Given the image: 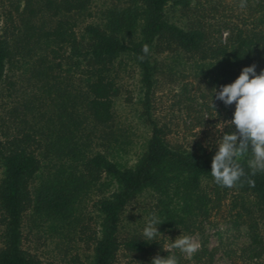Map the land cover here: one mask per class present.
<instances>
[{
  "label": "trees",
  "instance_id": "16d2710c",
  "mask_svg": "<svg viewBox=\"0 0 264 264\" xmlns=\"http://www.w3.org/2000/svg\"><path fill=\"white\" fill-rule=\"evenodd\" d=\"M114 1L98 21L87 22L81 29L77 18L91 15V0H25L26 12L17 18L0 6V84L21 57L28 69L35 70L37 81H45L48 90L58 88L60 96H66L53 103L60 121L58 129L51 131L53 139L37 126L0 135V264H43L23 246L27 212L35 226L46 225L51 234L85 242L92 251L90 264H113L121 249L141 264H151L157 255L166 258L159 236L155 241L145 240L142 234L127 239L119 236L126 207L144 192L154 197L150 213L164 221L158 231L172 230L182 236L196 232L230 194L228 215L236 227L246 225L250 238L248 245L232 253L246 264L261 261L264 173L251 176L241 161L254 187L247 181L231 189L218 186L210 173L216 151L202 146L195 151L172 147L167 139L170 128L159 124L150 109L159 72L156 54L185 53L218 90L234 82L244 67L255 64L257 74L264 70V0H247L244 21L225 26V39L214 38L197 12L198 18L187 26L169 19L170 1L190 8L191 0ZM145 44L150 54L141 62L137 57L143 55ZM127 62L139 70L150 126V136L131 165L115 159L107 131L100 137L103 150L90 147L87 132L112 121L119 73ZM60 70L77 72L82 87L73 92L65 86L61 93L55 82ZM235 131L233 125L228 133ZM92 194L96 195L94 229L88 222L92 217L86 220L84 212ZM172 255L178 264H213L214 260L213 250L205 246L191 258L178 249ZM71 261L74 264L75 258Z\"/></svg>",
  "mask_w": 264,
  "mask_h": 264
},
{
  "label": "rangeland",
  "instance_id": "374dc122",
  "mask_svg": "<svg viewBox=\"0 0 264 264\" xmlns=\"http://www.w3.org/2000/svg\"><path fill=\"white\" fill-rule=\"evenodd\" d=\"M25 4V0L0 1V6L4 10L12 11L16 18L25 11ZM113 4H115L114 0H91L89 7L91 15L77 18L79 29L87 22L98 21L101 12ZM239 4L240 0H191L190 8H182L170 1L167 14L171 21L187 26L192 19L198 18V13L214 38L225 39L228 36L225 26L241 25L244 21L245 8L241 9ZM154 57L158 63L159 72L151 96L150 113L159 124H165L170 128V134L167 137L170 145L192 151L200 146L207 151H217L216 145L218 139L222 138L223 130L224 133H228L233 126L230 127L225 121L233 118L235 104L226 106L222 101L215 99L213 88L219 90L211 79L199 72L195 61L189 59L185 53L166 52L156 54ZM18 58L20 61L18 66L7 70L0 84V135L6 137L37 126L48 134V139H53L55 134L51 136V131H56L60 122L57 117L58 109L53 103L66 99V96H60L57 92L58 88L48 90V84H45V81H37L33 77L35 70L28 69L21 57ZM56 77L55 82L61 93L65 91V86L69 87L68 91L73 92L82 87L77 72L72 74L60 70ZM118 87L112 121L106 127L103 124H97L87 132L90 135V147L103 150L104 148L99 146L100 137L102 132L107 131L109 145H111L110 151L114 153L115 159L119 163L131 165L136 161L145 141L150 136L139 70L131 62H127L121 69ZM212 99L215 109L212 106ZM49 117L51 122L47 121ZM87 132L83 133L87 134ZM43 138L46 139V137ZM1 176L2 167L0 166ZM153 198L151 193L144 192L128 204L119 230L121 239H127L131 234L143 233L152 216L150 211L153 207ZM231 198L228 194L220 208L212 210L200 228L190 235L199 242L200 248L205 246L213 250V264H246L238 257V254L232 253L237 247L248 245L250 238L246 225L240 224L236 227L228 215ZM95 199L96 195L92 194L84 205L86 220L92 217L88 221L91 229H94L96 224V214L92 211V202ZM1 232L0 225V235ZM23 233L24 248L37 255L43 264H72V258H75L74 264H90L92 251L85 242L77 237L69 240L57 234H51L46 225L35 226L29 212L24 215ZM161 233L158 236L164 240V250L167 249V254L172 255L174 249L170 248V245L180 234L172 230ZM183 256L188 258L184 254ZM113 264L141 263L132 253L121 249ZM250 264H264V259Z\"/></svg>",
  "mask_w": 264,
  "mask_h": 264
},
{
  "label": "clouds",
  "instance_id": "9594fccd",
  "mask_svg": "<svg viewBox=\"0 0 264 264\" xmlns=\"http://www.w3.org/2000/svg\"><path fill=\"white\" fill-rule=\"evenodd\" d=\"M239 7L246 8L247 0H240ZM142 53L137 57L141 62L150 54L147 44L142 47ZM213 96L226 106L235 104L233 118L225 122L236 129L231 133H224L223 130L222 138L218 139L210 172L214 182L229 189L238 185L242 187L245 181L254 187V181L248 178L241 161L246 162L251 176L264 173V70L257 74L255 64L244 67L234 82L221 86L219 91L213 88ZM212 106L215 109L213 99ZM162 223L164 221L153 213L142 233L145 240L155 241L162 234L158 231ZM200 247L193 237L182 235L170 245V248L178 249L188 258ZM151 264H178V259L174 255L166 258L157 255Z\"/></svg>",
  "mask_w": 264,
  "mask_h": 264
}]
</instances>
